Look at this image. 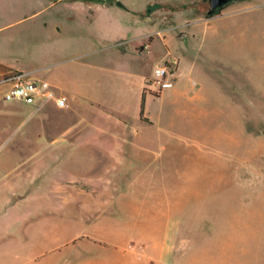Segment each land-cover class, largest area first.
Instances as JSON below:
<instances>
[{
  "label": "rangeland",
  "instance_id": "1",
  "mask_svg": "<svg viewBox=\"0 0 264 264\" xmlns=\"http://www.w3.org/2000/svg\"><path fill=\"white\" fill-rule=\"evenodd\" d=\"M103 1L12 0L27 18L1 10L17 22L0 32V59L81 90L83 62L120 67L131 92L144 76L155 141L106 148L93 132L25 165L43 112L24 121L34 106L0 102V161L27 190L0 196V264H264V0L213 18L210 0ZM169 60L174 86L158 94L153 70ZM65 114L51 117L58 139L81 119Z\"/></svg>",
  "mask_w": 264,
  "mask_h": 264
},
{
  "label": "crops",
  "instance_id": "2",
  "mask_svg": "<svg viewBox=\"0 0 264 264\" xmlns=\"http://www.w3.org/2000/svg\"><path fill=\"white\" fill-rule=\"evenodd\" d=\"M11 2L12 0H0V12L5 6L7 8L11 7ZM85 2L94 5L98 4L100 7L107 6V3L103 0H85ZM15 4L14 10L9 8L10 12L13 10L14 17L16 19L18 18V21L27 18L26 10H21L22 6L20 2H15ZM35 13L36 12L31 15ZM15 22H6L4 19L0 18V32ZM57 28L58 32L62 30V27ZM95 51L101 52V49L93 50L94 53H96ZM90 54L91 51L71 54L63 58L61 62L81 59ZM79 65H81L80 62ZM83 65L86 68L84 69L86 75L82 82L83 90L80 89L79 83L76 80L70 79L67 82L59 80L58 83H55L53 79L51 80L54 86H57L60 91L62 90L70 96L71 106L66 109L65 115L74 113L80 115L81 119H79L78 123H71L68 129V135H70V137L58 139L55 137L56 133L53 132L54 120H51V117L56 109L62 108H58L56 104L50 106L46 104L39 111H35V108L32 109V113L27 119H24V121L42 111L41 121L43 123L38 130L35 141L33 143L31 141H26L25 143L26 146L33 149V158L18 159L24 162L25 165L28 163L40 164V162H44L46 158L62 147L71 148V153H73L76 147L90 145L92 142H96L94 140L96 137L92 134L93 132L100 133V136H105L106 139L99 140V143L106 148L109 146L149 147L154 143V117L148 107V96L151 95V98H154V95L148 94V89L145 87V77L142 76L140 80H138L137 87L134 92H131L122 84L124 81L128 79L131 80L132 78L131 76L126 77V74L122 72L123 70L120 67L112 69L104 63H91V61L83 62L82 66ZM46 68L47 66L24 70L21 65L12 63L8 59H0V76L16 71L26 72L35 78L47 80V76L41 73ZM193 83L197 85V81ZM67 84L71 85V90L64 87V85ZM109 88L111 90H109ZM161 96L162 95H159V97ZM196 97L197 94L195 95V98ZM2 101L0 95V102ZM105 152L107 153L108 151L106 150ZM134 159L137 160L136 157ZM18 160H15V162ZM4 162L5 160L0 161V196H7L6 202L9 204L11 202L9 199L10 195L25 194L27 190L26 186H22L21 181L12 182L10 171L5 172L3 170ZM24 176H26V174ZM22 188L24 191H22ZM128 250H132V248ZM128 250L123 251V253L126 254ZM172 252L173 245L166 242L163 246V255L169 256ZM124 254L120 255L121 258L125 256L124 262L131 261L128 257L130 254H126L127 256ZM119 261L121 262V259H119Z\"/></svg>",
  "mask_w": 264,
  "mask_h": 264
},
{
  "label": "built area",
  "instance_id": "3",
  "mask_svg": "<svg viewBox=\"0 0 264 264\" xmlns=\"http://www.w3.org/2000/svg\"><path fill=\"white\" fill-rule=\"evenodd\" d=\"M177 70L176 64L170 60L158 63L154 67V80L158 85L156 93L174 86ZM0 95L5 102H23L34 106L35 111L41 110L51 101L62 109L71 106L69 97L58 93L56 87L49 81L35 78L26 72H9L0 77Z\"/></svg>",
  "mask_w": 264,
  "mask_h": 264
},
{
  "label": "water",
  "instance_id": "4",
  "mask_svg": "<svg viewBox=\"0 0 264 264\" xmlns=\"http://www.w3.org/2000/svg\"><path fill=\"white\" fill-rule=\"evenodd\" d=\"M241 0H210V9L207 12L208 18L221 14L224 8Z\"/></svg>",
  "mask_w": 264,
  "mask_h": 264
},
{
  "label": "trees",
  "instance_id": "5",
  "mask_svg": "<svg viewBox=\"0 0 264 264\" xmlns=\"http://www.w3.org/2000/svg\"><path fill=\"white\" fill-rule=\"evenodd\" d=\"M143 106H144V102H143Z\"/></svg>",
  "mask_w": 264,
  "mask_h": 264
}]
</instances>
